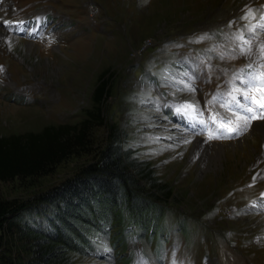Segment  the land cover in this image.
Instances as JSON below:
<instances>
[{"label": "rangeland", "instance_id": "374dc122", "mask_svg": "<svg viewBox=\"0 0 264 264\" xmlns=\"http://www.w3.org/2000/svg\"><path fill=\"white\" fill-rule=\"evenodd\" d=\"M253 25H264V0H0V136L79 124L109 78L104 124L85 151L49 174L1 183V198L21 210L0 254L28 264L29 232L51 235L44 196L91 163L114 128L172 198L141 236L127 230L125 245L113 209L74 220L58 242L70 264H264V119L246 130L240 120L238 134L221 126L243 115L227 95L233 77L264 75V27ZM241 34L251 56L240 54ZM250 96L264 103L259 87ZM181 104L198 105L205 124L176 113Z\"/></svg>", "mask_w": 264, "mask_h": 264}, {"label": "trees", "instance_id": "16d2710c", "mask_svg": "<svg viewBox=\"0 0 264 264\" xmlns=\"http://www.w3.org/2000/svg\"><path fill=\"white\" fill-rule=\"evenodd\" d=\"M108 83V77L100 78L94 90V111L87 113L79 124L47 125L38 132L0 136V187L2 182L15 178L49 174L71 155L85 151L91 144L90 131L104 124L102 104ZM113 129L107 144L91 163L44 196L46 204L52 207V211L45 213L51 235L41 230L29 232L35 245L28 264H70L58 244L60 238L74 228V220L88 218L102 206L115 211L120 233L117 238L125 245L127 230L141 236L143 227L172 198L170 186L156 176L148 161L138 159L129 146H124ZM20 210L19 205L0 196V243L2 232L11 226L12 217ZM148 232L150 237L155 235L153 228ZM0 264L15 261L0 254Z\"/></svg>", "mask_w": 264, "mask_h": 264}, {"label": "snow or ice", "instance_id": "6c2138e0", "mask_svg": "<svg viewBox=\"0 0 264 264\" xmlns=\"http://www.w3.org/2000/svg\"><path fill=\"white\" fill-rule=\"evenodd\" d=\"M248 15L251 16V11H249ZM257 27H264V25H253L249 29V31H254ZM235 39L237 41H242V44L239 45L240 54L249 55V56L253 54L250 41L244 39L242 34L235 36ZM221 55L223 56L224 54L222 53ZM260 57L264 58V44H262L260 47ZM248 67L250 69L252 68L251 62L249 63ZM237 81H239L240 86H237L236 83ZM178 83H182V81H178ZM230 83L232 87L227 95L231 98V106L234 110V113H242L243 115H237V126L235 128H232L227 125H221V126L227 127L229 133L238 134L242 130L239 123L240 120L246 121L243 128V130H246L247 126L251 124L252 120L264 119V112H261L260 115L257 116L254 108L249 106L250 103H254L257 108L264 109V103L260 101H256L252 96H250V91L254 87H259V90L261 92H264V75H258V71L253 70L252 72L246 73L244 75L238 74L237 76H234L233 80ZM185 88L191 91H195V89L192 88L191 84H186ZM237 93H239L240 96H242L243 102L240 99H237ZM261 99L264 100V97H262ZM221 106L222 107L224 106L223 102L221 103ZM175 111L176 113L183 114L190 119L197 120V122L200 123L201 125L205 124V121L202 118L203 114L198 112V105L194 106L192 104H181L175 108ZM249 113H251L252 115L249 116L248 115ZM210 120L214 122L215 117H210ZM212 138L213 137L210 135L209 139ZM156 139L159 138L157 137Z\"/></svg>", "mask_w": 264, "mask_h": 264}, {"label": "bare ground", "instance_id": "6f19581e", "mask_svg": "<svg viewBox=\"0 0 264 264\" xmlns=\"http://www.w3.org/2000/svg\"><path fill=\"white\" fill-rule=\"evenodd\" d=\"M4 21H7V19H4ZM7 38H9V39H12V37L10 36V35H5ZM202 142V141H201ZM200 143V142H199ZM208 143H210V142H208ZM213 146H217V145H213Z\"/></svg>", "mask_w": 264, "mask_h": 264}]
</instances>
